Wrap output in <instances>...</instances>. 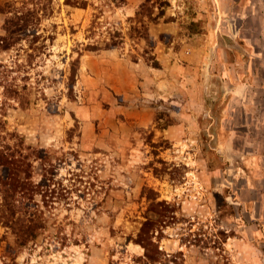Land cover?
Returning a JSON list of instances; mask_svg holds the SVG:
<instances>
[{
	"label": "rangeland",
	"instance_id": "1",
	"mask_svg": "<svg viewBox=\"0 0 264 264\" xmlns=\"http://www.w3.org/2000/svg\"><path fill=\"white\" fill-rule=\"evenodd\" d=\"M10 24L0 148L55 193L0 264H264V0H0Z\"/></svg>",
	"mask_w": 264,
	"mask_h": 264
},
{
	"label": "trees",
	"instance_id": "2",
	"mask_svg": "<svg viewBox=\"0 0 264 264\" xmlns=\"http://www.w3.org/2000/svg\"><path fill=\"white\" fill-rule=\"evenodd\" d=\"M24 29V26L18 24L6 26V34L0 38V49H8L13 36ZM0 168L3 172L2 177L0 176V226L6 228L14 237L15 259L21 248L34 242L46 229L43 206H48L51 202L52 196L50 200L46 199L51 190V182L46 180L51 178L36 183L33 180L32 162L15 157L13 153L5 151V148H0ZM54 193L55 190L52 189L51 194ZM38 195L43 196V205L36 200ZM137 242L146 249V258L151 262L155 261V254L149 250L152 243L140 238Z\"/></svg>",
	"mask_w": 264,
	"mask_h": 264
}]
</instances>
